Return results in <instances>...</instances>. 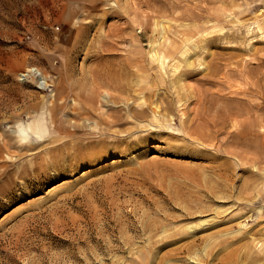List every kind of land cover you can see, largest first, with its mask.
Returning <instances> with one entry per match:
<instances>
[{
  "label": "rangeland",
  "instance_id": "374dc122",
  "mask_svg": "<svg viewBox=\"0 0 264 264\" xmlns=\"http://www.w3.org/2000/svg\"><path fill=\"white\" fill-rule=\"evenodd\" d=\"M0 264H264V0H0Z\"/></svg>",
  "mask_w": 264,
  "mask_h": 264
},
{
  "label": "bare ground",
  "instance_id": "6f19581e",
  "mask_svg": "<svg viewBox=\"0 0 264 264\" xmlns=\"http://www.w3.org/2000/svg\"><path fill=\"white\" fill-rule=\"evenodd\" d=\"M262 33V32H261ZM195 44V43H194ZM187 47V46H186ZM197 47V46H196ZM191 50V49H190ZM189 50V51H190ZM187 52V51H186ZM167 63V62H166ZM187 64V63H186ZM189 64V63H188ZM187 64V65H188ZM167 65H168V63H167ZM190 65V64H189ZM191 66V65H190ZM168 67H170V65L168 66ZM174 67V66H173ZM172 67V68H173ZM175 70V69H174ZM173 70V71H174ZM177 71V70H176ZM175 72V71H174ZM173 73V72H172ZM94 82V81H93ZM117 102V101H116ZM119 103H120V101H118ZM129 102V101H128ZM132 102H133V100H132ZM125 103V102H124ZM127 103V102H126ZM130 103V102H129ZM116 104V103H115ZM128 104V103H127ZM140 105H142L141 103H139V102H137V104H136V106H137V108L138 107H140ZM131 106V105H130ZM135 106V105H134ZM139 110H141V109H139ZM143 110V109H142ZM141 110V112L143 113V111ZM127 112H128V110H126ZM131 112V111H130ZM129 112V113H130ZM141 112L140 113H136V114H138V115H140L141 114ZM114 114H116L115 112H114ZM147 114V113H146ZM114 116H116V117H120L121 115H119L118 113L116 114V115H114ZM132 116V115H131ZM135 116V115H134ZM126 117V116H125ZM125 119V118H124ZM116 122V121H115ZM128 122V121H127ZM157 122V121H156ZM42 123V122H41ZM112 122H110V124H111ZM114 123V122H113ZM119 123V122H118ZM75 124H77V123H75ZM128 125V124H127ZM137 125V124H136ZM145 125V124H144ZM117 129V128H116ZM131 129V128H130ZM128 131V130H127ZM116 132V131H115ZM14 134H16V135H18L19 136V138L21 137V141H23V142H26V143H29L30 142V137H34V138H39V135H40V133L39 132H37V131H35V130H31V131H28V130H25V129H23V128H19V129H16L15 131H14ZM29 134V135H28ZM42 134V133H41ZM117 136V135H116ZM126 136V135H125ZM129 136V135H128ZM63 147H65V146H63ZM60 148V147H59ZM58 147H54V148H51L49 151H48V153H52V152H54V151H56V150H58L59 149ZM60 151H62V150H60ZM73 151L74 152H76V149H73ZM87 152V151H86ZM66 153H67V155L68 156H71L72 154L71 153H69V152H63L62 151V153L61 154H64V156H63V158L65 157V155H66ZM75 155V154H74ZM63 164V163H62ZM63 166V165H62ZM51 167V166H50ZM34 178V177H33ZM60 207V206H59Z\"/></svg>",
  "mask_w": 264,
  "mask_h": 264
}]
</instances>
